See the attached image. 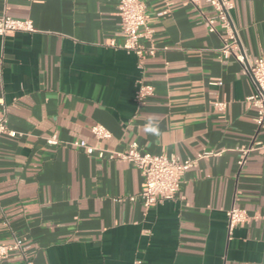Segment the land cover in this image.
<instances>
[{"label":"crops","instance_id":"0c3cea01","mask_svg":"<svg viewBox=\"0 0 264 264\" xmlns=\"http://www.w3.org/2000/svg\"><path fill=\"white\" fill-rule=\"evenodd\" d=\"M145 1L156 43L170 49L141 61L121 48L118 0H0V16L36 28L0 37V103L17 134L0 138V243L14 233L29 245L1 264H264V128L247 102L256 88L187 0H171L163 18V0ZM231 1L255 63L264 0ZM140 82L156 90L142 106ZM96 125L112 137L98 140ZM53 134L179 161L213 155L186 172L174 200L146 209L132 200L144 188L137 168L51 147ZM251 147L240 166L238 149ZM232 208L249 220L230 233Z\"/></svg>","mask_w":264,"mask_h":264},{"label":"built area","instance_id":"2783aa9c","mask_svg":"<svg viewBox=\"0 0 264 264\" xmlns=\"http://www.w3.org/2000/svg\"><path fill=\"white\" fill-rule=\"evenodd\" d=\"M164 8L157 12L158 18L170 14L171 0H163ZM202 16V23L212 34L221 36V53L226 57H233L240 63L248 73L256 90L247 98V102L257 109L256 123L259 128H264V58L250 63L248 55L240 43L238 30L232 20L231 11L234 3L231 0H187ZM209 9L210 15H206L204 8ZM118 16L121 24V36L124 41L121 48L128 54H134L143 61L152 58L160 51H168V46L160 47L155 41V30L152 27L148 15V7L145 0H118ZM36 28L31 20L14 18L7 13L0 16V37L4 38L10 34L33 33ZM155 87L145 82H140L136 102L139 106L144 105L155 96ZM0 138L3 135L16 137L17 134L8 127L6 118L7 109L4 103H0ZM219 111L226 109L224 102L215 104ZM92 133L98 140H109L111 132L102 125L92 128ZM47 144L51 147H69L84 151L88 156H97L100 159L121 160L130 163L137 168L143 179V190L132 200L140 199L146 209L161 205L176 198L183 176L193 168L202 157H208L213 153H205L198 159L179 161L174 157L164 154L156 155L141 152L135 145L130 146L123 152L107 151L89 145L86 141L74 140L63 142L57 134L47 138ZM260 146V144H257ZM264 147V146H261ZM255 150L254 147L238 149L242 153L239 161L244 166L248 155ZM227 224L229 232L249 220L245 210L232 208L227 211ZM29 245L19 236L12 234L11 241L0 243V264L3 258L12 252L26 255Z\"/></svg>","mask_w":264,"mask_h":264}]
</instances>
